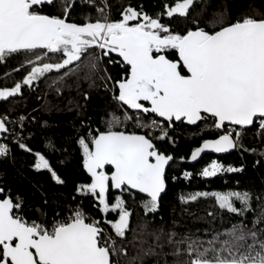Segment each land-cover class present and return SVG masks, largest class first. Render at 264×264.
Wrapping results in <instances>:
<instances>
[{"label":"snow or ice","instance_id":"6c2138e0","mask_svg":"<svg viewBox=\"0 0 264 264\" xmlns=\"http://www.w3.org/2000/svg\"><path fill=\"white\" fill-rule=\"evenodd\" d=\"M52 2L0 0V61L13 53L31 57L16 69L22 70L25 65L30 69L21 80L11 87H0V99L20 94L23 86H33L52 70L67 68L51 81L52 85H60L74 64L79 68L85 52L98 49V55L89 58L88 68L93 74L103 73L100 79L105 90L111 92L124 113L123 117L110 114L104 130L89 127L87 135L77 140L88 182L76 184L75 193L90 194L99 212L117 215L104 220L110 233L80 205L69 206L67 215L54 212L51 219L38 208L39 215L32 218L23 214L22 198L13 197L11 189L0 186V264H116L113 256H127V248L117 242L127 239L132 214L124 195H134V190L146 194L147 199L141 201L144 212L157 210L166 189V166L176 159L160 150L157 143L175 142L169 132L176 122L195 125L210 121L213 129L222 132L193 148L187 157L192 161L206 149L222 153L242 147L245 126L258 121L264 130V13H243L235 20L216 13L204 26L194 17L190 26L175 30L161 18L178 15L187 20L194 0H168L155 14L145 11L143 5L128 4L119 19H112L106 11L107 0L99 4L97 0H80L95 7L97 13L95 18L84 16L82 23L69 19L77 0H62L61 14L45 13L42 6ZM50 53L58 57L55 62H48ZM113 53L124 65L123 74L115 79L106 68L99 67L105 58L109 64L117 63ZM84 95L87 98L88 94ZM144 114L155 118L146 122ZM24 120L19 117L20 131L12 129L11 134L20 149L33 153L22 142ZM129 122L136 130H128ZM9 123L7 115H0V136L10 132ZM48 146L52 147L50 141ZM8 152L9 145L0 142V156ZM33 155L34 169H46L56 183H65L42 152ZM242 168L225 167L213 159L198 175L213 177ZM191 175L187 170L182 173L185 178ZM110 189L117 192L112 199ZM199 197H214L221 210L241 217L252 211L249 191H195L179 199L188 203ZM44 203L46 207L47 201ZM261 224L264 210L253 219L252 227L240 221L223 231H214L209 239L159 228L150 233L152 243L141 246L129 264H143L145 257L157 255L156 250L163 251L166 244L173 251L164 255L187 257L173 264H264Z\"/></svg>","mask_w":264,"mask_h":264},{"label":"trees","instance_id":"16d2710c","mask_svg":"<svg viewBox=\"0 0 264 264\" xmlns=\"http://www.w3.org/2000/svg\"><path fill=\"white\" fill-rule=\"evenodd\" d=\"M99 2L100 0H97L98 4ZM165 2L168 0H107L109 8L106 11L110 13L112 19H119L123 7L132 4L143 5L145 11L155 14L161 11ZM61 5L62 0H55L51 5L42 6V10L48 14H61ZM216 13H224L228 20H235L243 13L259 15L264 13V0H194L187 20L176 15L174 18L162 17L161 22L171 25L175 30H182L191 25L194 17L200 19L201 26H204L214 18ZM86 15L95 18L97 15L95 7L81 4L80 0H77L74 9L70 12V21L82 23ZM10 55L16 57L0 61V76L21 64L22 60L19 57L30 56L23 52ZM88 63L89 61L86 60L80 63L78 69L74 67L71 74L60 85H52L51 81L58 75H63L66 69L47 79V82L43 84L40 82L33 85L34 90H30L27 86V89L18 96L0 102V115H7L13 119L15 123L12 127L16 131H20L19 117L25 116L22 133L26 135L33 132V135L27 139V142H23L28 144L33 151L45 153L65 183L55 184L47 173H35L30 170L28 166L32 156L20 149L18 143L9 144L11 155L0 162V180L7 188L22 195L27 203L46 210L49 219L54 212L67 215L69 206L80 203L86 210L94 212L97 218H102V213L96 207H92L89 197L83 198L75 194L76 183L86 180L82 158L77 155L76 138L86 136L89 127L104 130V121L110 118V114L114 113L123 117L124 111L113 101L111 92L105 90L104 82L100 79L103 73L97 71L93 74L88 68ZM99 67L106 68L114 79L122 72L118 64H109L106 60ZM29 70L26 67L21 72H15L18 76L14 80H18ZM50 74L52 73L46 75ZM1 79L3 77H0ZM57 86L60 87V91L56 90ZM85 93L88 94L87 98H85ZM142 118L147 122L155 117L152 114H144ZM205 123L207 128L204 127ZM210 127L211 122L209 121L199 122L194 127L183 123L175 124L174 130L169 132L175 142L164 140L157 143L160 150L171 153L176 158L166 171V191L159 199L157 210L147 214L141 203L147 197L136 193L134 195L126 193L124 196L132 214L130 230L126 233L127 239L117 242L118 246L122 243L127 248V256H122L118 264H129V260L137 255L141 246L147 247L152 243L153 237L150 233L159 228H164L166 232L174 230L181 235L192 233L209 239L214 231H223L240 221L252 227L253 219L261 215L264 210V130L253 124L242 132L240 141L242 147L230 154L222 156H209L208 154L197 163H188L187 157L193 148L198 147L204 139L215 138L220 134L219 130ZM49 141L52 147L48 146ZM180 156L186 159L181 161L178 159ZM213 159L225 167L232 165L240 168L243 165V168L236 172L222 171L213 177L198 175L203 167ZM186 170L192 173L188 178L182 176ZM229 190L252 193V211L241 217L227 210H221L214 197H199L196 201L188 203H182L179 199L180 195L195 191L226 192ZM73 197H75L74 202ZM256 197L260 199L257 200ZM112 198L113 196L109 199ZM45 200L47 201L46 207ZM236 206H240L239 202H236ZM25 212L35 217L30 209H26ZM114 218V213L109 212L106 215V219ZM145 225L147 228L144 227ZM258 227H264V224ZM106 229L111 232L110 226L106 225ZM156 251L158 254L145 257L143 264H165V261L167 264H173L176 259L182 261L187 258L184 255L179 258L170 254L164 255V253L173 251L172 246L167 244L163 251L160 249ZM136 264L140 262L137 261Z\"/></svg>","mask_w":264,"mask_h":264},{"label":"flooded vegetation","instance_id":"af4514ba","mask_svg":"<svg viewBox=\"0 0 264 264\" xmlns=\"http://www.w3.org/2000/svg\"><path fill=\"white\" fill-rule=\"evenodd\" d=\"M44 5H47V4H44ZM43 5V6H44ZM95 11H96V9H95ZM98 53H99V50L98 49H90V50H88L87 52H85L84 54H83V56H82V59H81V61H80V63H82V62H84V61H86V60H88L89 61V58L90 57H92V56H95V55H98ZM13 56L12 55H9V56H7V57H5L4 58V60H2V62L3 61H5L6 59H9V58H12ZM14 57H16V56H14ZM13 57V58H14ZM19 57V56H18ZM29 58H31L30 56H22V57H19V59L20 60H22L21 62V64H19V65H17L15 68H13V70H10V71H7V72H5V74H2L0 77H3V79H1L0 80V87H3V85H6V87H11V86H13V84L16 82V81H18V80H21L22 79V77L21 78H19L18 80H14L15 78H17L16 76H18L17 74H15V72H21L22 70H18V71H16V69H18L23 63H24V61L26 60V59H29ZM112 58L114 59V60H116L117 61V63L116 64H118L119 66H120V68L122 69V72H121V75L123 74V69H124V65L123 64H121L120 62H119V58L116 56V55H114V54H112ZM58 59V57H56V56H53L51 53L49 54V60H48V62H55L56 60ZM107 61L108 62V60H107V58H105L103 61ZM4 64V63H3ZM27 66L25 65L23 68H26ZM74 67H76L75 66V64L72 66V69L74 68ZM27 69H29L28 67H27ZM67 71H68V69L67 68H65ZM65 69H63V70H65ZM63 70H61L60 72H62ZM55 72V73H54ZM49 73H52V74H50L49 76H47V75H45V77H42V78H40L38 81H35L34 82V84L33 85H37L38 83H40V82H42V84L43 83H45V82H47L46 80L47 79H49V78H52V77H54V76H56L59 72H57L56 70H52V71H50ZM49 73H47V74H49ZM7 74V75H6ZM27 86H23L22 87V90H21V93L22 92H24L27 88H26ZM36 88H38V87H36ZM29 89L30 90H34L35 88L33 87V86H31V87H29ZM20 93V94H21ZM19 94H16V95H14V96H18ZM13 96H10V97H8V98H12ZM7 98V99H8ZM2 100H6V99H0V102L2 101ZM117 104V103H116ZM122 110H124V109H122ZM21 116H23V115H21ZM23 117H25V116H23ZM9 120H10V123H9V125H8V127H9V129H10V132L9 133H6V134H3V136H0V142H2V143H6V144H12V143H16L17 144V142H16V140H15V138L13 137V135L11 134V131H12V129H13V119H10L9 118ZM25 121V120H24ZM210 122V121H209ZM179 123H182V122H179ZM179 123H175V124H179ZM127 128H128V130L129 131H133V130H136L135 128H134V124L131 122V124H127ZM211 129H213L212 127H210ZM117 130H119V126L117 127ZM77 131V130H76ZM87 133H88V131H87ZM219 133L220 134H222V132L221 131H219ZM219 134V135H220ZM22 135H23V133H22ZM31 135H33V132H30V133H27L26 135H23V141L25 142H27V139L29 138V137H31ZM157 135H158V133H157ZM79 139V137H77L76 138V141ZM22 141V142H23ZM77 155H79L80 156V158H82V167H83V157H82V152H81V150H80V146H79V144L77 143ZM35 151H33V153H34ZM29 153V152H28ZM33 153H29V154H31V156H32V160H31V162H30V164H29V166H28V168L30 169V170H32L33 172H35V173H38V172H41V173H47L48 175H49V177H50V179L52 180V178H51V175H50V173L46 170V169H40V170H37V169H34L33 167H32V165L34 164V162H35V157H34V155H33ZM45 156H46V154L45 153H43ZM11 155V150H9V152H8V154L7 155H4V156H0V162L1 161H3L5 158H7L8 156H10ZM210 156V155H209ZM213 156H215V155H213ZM46 158L48 159V157L46 156ZM49 160V159H48ZM50 161V160H49ZM51 163V162H50ZM60 163H62V162H60ZM51 165H52V163H51ZM52 167L55 169V167L52 165ZM56 170V169H55ZM84 170V169H83ZM56 172H57V170H56ZM84 172H85V175H86V180L85 181H83V182H77L76 184H78V183H84V182H88V174L86 173V171L84 170ZM58 173V172H57ZM59 175V174H58ZM61 177V176H60ZM61 179H62V177H61ZM55 184H58V183H56L54 180H52ZM0 186H3V187H5V189L7 190V189H9V188H7L4 184H3V182L0 180ZM76 186V185H75ZM11 194H12V196L13 197H17V196H19L20 198H22V200H23V205H22V207H23V209H24V215L25 216H28V217H32V218H35L36 216H38L39 215V213H37L36 212V209H38V208H40L39 206H37V205H34V204H31V203H27L26 201H25V199H24V197L22 196V195H20L19 193H16L14 190H11ZM76 194V193H75ZM117 194V192H114L112 189H110L109 190V193H108V195H109V198L110 197H114L115 195ZM76 195H78V194H76ZM126 195V194H125ZM124 195V196H125ZM78 196H81V197H83V198H90V200H91V205H92V207H96L95 205H96V202H95V200H94V198L89 194V195H87V196H84V195H78ZM146 198V197H145ZM125 199V198H124ZM81 204V203H80ZM80 204H77V205H80ZM81 206V205H80ZM89 215H91V216H93V218H96V219H98L99 221H100V226L102 227V228H104L105 229V231L106 232H109V230H107L106 229V224L104 223V220L106 219V215L107 214H105V213H102V218L101 219H99V218H97L96 217V215H95V213L94 212H91L90 210H86L84 207H82ZM26 209H30L31 210V212H34V214H35V217H33V216H29V215H27L26 214ZM42 209V208H41ZM46 211V210H45ZM115 214V216L117 215V213H114ZM105 224V225H104ZM110 233V232H109ZM123 256V255H122ZM122 256H119V257H117V256H113L112 257V259L114 260V261H116V264H118V262L121 260V257Z\"/></svg>","mask_w":264,"mask_h":264},{"label":"water","instance_id":"95a60500","mask_svg":"<svg viewBox=\"0 0 264 264\" xmlns=\"http://www.w3.org/2000/svg\"><path fill=\"white\" fill-rule=\"evenodd\" d=\"M54 1L55 0H53V2L51 3V4H53L54 3ZM45 4H47V5H51V4H48V3H45ZM114 55H116L115 53H113ZM117 56V55H116ZM176 123H179V122H176ZM183 124H185V125H188V126H190V127H194V126H197L198 124H199V122H197V124H195V125H190V124H188L186 121H184V122H182ZM252 125H249V126H245V129H247V128H250ZM211 139V138H210ZM235 149H231V150H228L227 152H222V153H216L214 150H212V149H206L204 152H202L201 153V155L197 158V160L196 161H192V160H190V159H188V163H190V164H194V163H197L198 161H200L201 160V158L204 156V155H216V156H222V155H226V154H230L231 152H233ZM190 155H191V153H190ZM189 155V156H190ZM170 164H171V162H170ZM169 164V165H170ZM168 165V166H169ZM168 166H166V171H167V168H168ZM114 192H116V190H113ZM165 191H166V189H165ZM165 191L161 194V195H163L164 193H165ZM134 193H136V194H139V195H141V196H144V197H147L146 196V194H143V193H139L138 191H135L134 190ZM161 197V196H160ZM160 199V198H159Z\"/></svg>","mask_w":264,"mask_h":264},{"label":"built area","instance_id":"2783aa9c","mask_svg":"<svg viewBox=\"0 0 264 264\" xmlns=\"http://www.w3.org/2000/svg\"><path fill=\"white\" fill-rule=\"evenodd\" d=\"M254 124H256V127L260 129V126H259V122L258 121L256 123H254Z\"/></svg>","mask_w":264,"mask_h":264},{"label":"rangeland","instance_id":"374dc122","mask_svg":"<svg viewBox=\"0 0 264 264\" xmlns=\"http://www.w3.org/2000/svg\"><path fill=\"white\" fill-rule=\"evenodd\" d=\"M122 111H124V110H122ZM204 127H205V128H207V127H208L206 123H205ZM220 173H222V172H220ZM217 174H219V173H217Z\"/></svg>","mask_w":264,"mask_h":264}]
</instances>
